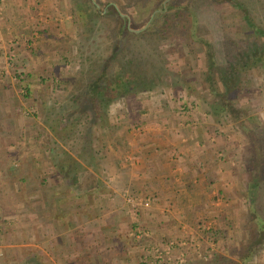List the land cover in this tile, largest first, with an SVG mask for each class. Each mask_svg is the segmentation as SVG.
Wrapping results in <instances>:
<instances>
[{
	"label": "rangeland",
	"instance_id": "374dc122",
	"mask_svg": "<svg viewBox=\"0 0 264 264\" xmlns=\"http://www.w3.org/2000/svg\"><path fill=\"white\" fill-rule=\"evenodd\" d=\"M95 1L103 10L102 1L106 0ZM126 1L122 0L121 3ZM189 1L177 0L176 4ZM35 2L51 14L49 21H52V25L44 29L45 23H36V27L40 29H32L26 37L21 38L22 44L14 51L4 45V42L10 43L5 35L0 38L3 41L0 47V88L3 87V90L0 89V101L4 97V108H0V115L13 117L16 124L11 127L18 131L10 143L12 149L18 151L19 157L13 158L8 167L11 165L18 180L23 181L16 188L19 198L12 204L13 208H10L15 212L10 214L12 218L4 225L6 233L10 230L16 233L0 236L5 246L0 248V264H26L27 260L32 259L34 264H185L195 254L211 257L216 250L223 251L230 259L240 258L259 234L264 221V195L261 198L258 218L255 221L249 220L246 215H249L251 205L249 186L246 194L244 192L247 202L241 212L239 227L232 235L227 238L221 237L217 231L208 233L209 231L202 230L203 234L207 231L205 239L199 236L198 244L195 241L189 244L188 250L193 252L192 255L184 251L176 239L163 241L159 244L163 251L170 241L178 245H175L170 255L163 253L164 256L160 253L156 255L159 246L153 252L151 249L143 250L148 244V230L140 218V209L148 207L150 201L136 196L134 203L129 201V197L133 195L124 192L123 197L113 196L118 190L109 189L114 181L109 175L106 146L120 133L118 127L114 129L117 125L112 119L116 120L118 114L124 115L122 102H129L133 106L146 99L145 97L151 99L154 96L153 101H169L171 106L177 105V111H181V114L192 113L198 109L195 106L202 105L205 111L210 110L208 84L200 83L201 78L196 73L198 71L200 75L204 63L201 57L203 54L193 55L187 60L178 53H166L172 49L165 42L162 50L168 57V68L172 72H180L179 75L166 77V83L158 89L144 87L137 93L119 97L105 106V122L96 125L91 133V141L85 142L80 132L84 117L80 119V123L70 124V129L65 127V119H62L66 115L69 117L71 111L78 115V105L72 100L73 92H78L75 83L81 71L88 68V57L94 60L104 52L106 42L110 40L104 32L108 22H104L90 3L87 7L93 14L84 24L78 14L81 0ZM128 5L125 10L133 14L136 26H143L147 17L141 16L140 12L144 10L132 3ZM256 7L260 9L261 5L257 4ZM203 8L209 15L212 11L217 13L216 10H221L227 21L232 15L227 4L212 6L207 3ZM87 11L89 12L88 9ZM216 16L219 17L218 14ZM109 23L114 25V22ZM10 24L8 22L5 25ZM212 31L214 36L218 35L216 31ZM143 41L138 43L145 47ZM7 50L8 57L5 53ZM219 58L221 56L218 55ZM184 76L188 78L187 82L183 80ZM235 99L247 106L252 121L264 130V70H255L244 92ZM183 106H186L184 110ZM213 120L214 125L221 123V127H225L228 134L240 140L242 165L246 167L249 136L242 129L236 128L230 119L213 116ZM251 128L256 130L253 126ZM257 133L258 131L255 134ZM6 145L7 143L3 147ZM31 156L34 159L33 172L26 170L29 165L25 166ZM8 176L9 171L6 180L10 181ZM31 180L36 184L34 188H31ZM81 184L85 188H80ZM32 190L35 191V210L26 202ZM146 202L149 204L146 205ZM125 206L131 209L129 217ZM30 214L38 216V220L33 221L34 233L26 238L28 230L21 227V224L29 219L32 221ZM245 225L251 226V231ZM263 244L264 242L260 246ZM227 247L231 249L230 252H227ZM200 248L206 249V252ZM263 249L264 246L259 247L258 253L261 254ZM97 252L102 254L98 256ZM180 252H185L183 262L177 258ZM258 253L249 264L255 263ZM160 255L163 257H158Z\"/></svg>",
	"mask_w": 264,
	"mask_h": 264
},
{
	"label": "crops",
	"instance_id": "0c3cea01",
	"mask_svg": "<svg viewBox=\"0 0 264 264\" xmlns=\"http://www.w3.org/2000/svg\"><path fill=\"white\" fill-rule=\"evenodd\" d=\"M1 1L0 38L5 35L9 39L10 43L4 42V45L12 51L17 50L21 38L32 29H40L36 23H45L44 29L52 25L49 21L51 14L44 11L42 5H36L35 0ZM8 22L11 24L5 25ZM8 29L10 32L6 33ZM5 53L8 57V50ZM145 98L133 106L122 102L124 115L118 114L116 120L112 119L120 133L106 146L109 175L114 181L109 189L118 190L113 196L123 197L126 192L150 201L148 207L140 209V218L148 230L145 233L148 244L143 250L151 249L153 252L163 241L176 239L178 245L192 255L193 252L188 250L189 244L194 241L198 244L199 236L205 239L207 231H217L221 237L228 238L237 230L247 202L244 192L246 194L252 173L242 165L240 140L228 134L221 123L214 125L213 116L210 110H204V105L195 106L198 109L189 115L181 114L177 105L171 106L169 101H153L154 96ZM1 101L2 109L4 101ZM14 124L13 117L0 115V236L16 233L14 230L6 233L4 225L12 218L10 214L15 212L10 208L19 198L16 188L23 182L18 180L11 165L8 167L13 158L19 157L10 143L18 134L11 127ZM5 143L7 147H3ZM28 165L30 167L26 170L33 172L32 156L25 164ZM8 171L10 181L6 180ZM31 185V188L36 186L34 181ZM34 194V190L30 191L26 201L29 206L34 205ZM125 208L128 217L131 216V209ZM30 215L32 221L29 219L21 224L28 230L26 238L34 233L33 221L38 220V216ZM201 226L203 228L200 229ZM202 230L207 231L203 234ZM2 246L4 244L0 240V248ZM255 258L256 264H264V249Z\"/></svg>",
	"mask_w": 264,
	"mask_h": 264
},
{
	"label": "trees",
	"instance_id": "16d2710c",
	"mask_svg": "<svg viewBox=\"0 0 264 264\" xmlns=\"http://www.w3.org/2000/svg\"><path fill=\"white\" fill-rule=\"evenodd\" d=\"M121 1H102L103 10L95 0H81L78 4V14L84 24L93 14L87 5L91 3L94 6L104 22H108L104 32L110 40L96 59L88 57V68L79 74L75 83L78 92H73L72 96L78 105V115L71 111L69 117L64 116L65 127L68 129L70 124L80 123L84 117L81 137L90 142L92 130L107 118V114L106 118L103 117L105 106L144 87L158 89L166 83V77L179 75L180 72H172L168 68V57L162 50L165 42L172 49L166 53H178L187 60L202 53L204 63L200 75L198 71L196 73L201 78L200 83L208 84L210 114L230 119L250 138L245 162L246 169L252 173V180L248 183L251 205L249 215H246L255 221L264 195V130L252 121L247 106L235 98L244 92L255 70H264V0H190L185 4H176L177 0ZM131 3L142 8L144 11L140 15L147 17V22L141 27L136 26L133 14L125 10ZM207 3L212 6L229 5L230 20L223 18L221 10H216L217 13L212 11L209 15L203 8ZM257 4L261 5L260 9ZM109 22H114V25ZM212 30L218 35L214 36ZM141 40H144L145 47L139 44ZM218 55L221 58L218 59ZM183 80L187 82L188 78L184 76ZM245 226L251 231V226ZM261 226L259 234L240 258L230 259L223 251L216 250L211 257L195 254L185 264H249L259 247L264 246H260L264 242V221ZM230 251L227 247V252ZM33 260H27L26 264H34Z\"/></svg>",
	"mask_w": 264,
	"mask_h": 264
},
{
	"label": "built area",
	"instance_id": "2783aa9c",
	"mask_svg": "<svg viewBox=\"0 0 264 264\" xmlns=\"http://www.w3.org/2000/svg\"><path fill=\"white\" fill-rule=\"evenodd\" d=\"M185 107H186V106H183V107H182V110H184ZM129 201H131V202L134 201V203H135L136 199H135L134 196H131V197H129ZM145 204L148 205L149 203L146 202ZM175 245H177L176 242H174V241H170V243H168V246L166 247V250H165V251L161 250V248L158 247V248L156 249V255L159 254V253L162 254V255H163V253H166V255H167V254L170 255L171 252L173 251ZM177 246H178V245H177ZM1 254H2V253L0 252V255H1ZM156 255H155V256H156ZM162 255H160V256H158V257H163L164 255H163V256H162ZM177 258L179 259L180 262H183V261L185 260V252H180V254H179V256H178Z\"/></svg>",
	"mask_w": 264,
	"mask_h": 264
}]
</instances>
